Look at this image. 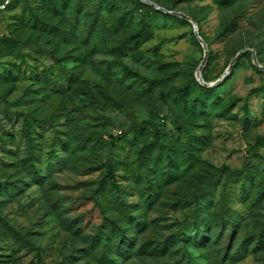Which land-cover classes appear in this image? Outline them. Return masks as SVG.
I'll return each instance as SVG.
<instances>
[{
    "label": "rangeland",
    "instance_id": "374dc122",
    "mask_svg": "<svg viewBox=\"0 0 264 264\" xmlns=\"http://www.w3.org/2000/svg\"><path fill=\"white\" fill-rule=\"evenodd\" d=\"M150 1L0 0V264H264V0Z\"/></svg>",
    "mask_w": 264,
    "mask_h": 264
},
{
    "label": "water",
    "instance_id": "95a60500",
    "mask_svg": "<svg viewBox=\"0 0 264 264\" xmlns=\"http://www.w3.org/2000/svg\"><path fill=\"white\" fill-rule=\"evenodd\" d=\"M143 1H147V2H149V3H151V4H153L154 6L163 9L162 6H160V5L156 4V3H154L153 1H150V0H143ZM175 12L178 13L179 15H181V16H183V17L189 19V17H188L185 13H183V12H179V11H175ZM193 32L195 33V35H196V37H197L199 43L202 44L203 47H204V58H205L206 55H207V51H208V50H207V48L205 47L206 43H205L204 39L201 37V35L199 34L198 29H197V26H196L195 23H193ZM244 49H248V48H243L242 50H244ZM242 50H239V51H237V52L235 53L234 57H233V58L230 60V62L228 63L225 72L222 74V77H224V76L226 75V71H228V70L230 69L231 65L233 64V62H234V60H235V58H236V56H237V55L240 53V51H242ZM252 58H253V61L257 64V66H258L259 68H261V69L264 70V65H263V64H260V63L257 61V58H256V56H255L254 53H252ZM203 63H204V59H203L202 62L199 64V68H198V73H199V75H198V77H197V78H200L202 81H203V79H202V77H201L200 70H201V67L203 66ZM217 81H218V80H216V81H212V82H208L207 85H214Z\"/></svg>",
    "mask_w": 264,
    "mask_h": 264
},
{
    "label": "trees",
    "instance_id": "16d2710c",
    "mask_svg": "<svg viewBox=\"0 0 264 264\" xmlns=\"http://www.w3.org/2000/svg\"><path fill=\"white\" fill-rule=\"evenodd\" d=\"M0 219H1V217H0ZM44 264H46L45 262H43Z\"/></svg>",
    "mask_w": 264,
    "mask_h": 264
}]
</instances>
